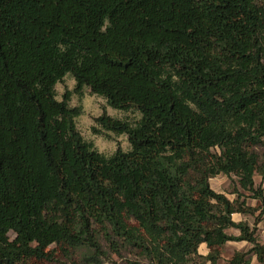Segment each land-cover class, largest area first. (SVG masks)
I'll use <instances>...</instances> for the list:
<instances>
[{
  "label": "trees",
  "instance_id": "1",
  "mask_svg": "<svg viewBox=\"0 0 264 264\" xmlns=\"http://www.w3.org/2000/svg\"><path fill=\"white\" fill-rule=\"evenodd\" d=\"M85 88L138 114L94 119L128 150L82 137ZM260 223L264 0H0V264H264Z\"/></svg>",
  "mask_w": 264,
  "mask_h": 264
},
{
  "label": "rangeland",
  "instance_id": "2",
  "mask_svg": "<svg viewBox=\"0 0 264 264\" xmlns=\"http://www.w3.org/2000/svg\"><path fill=\"white\" fill-rule=\"evenodd\" d=\"M75 86V82L73 78L70 75L65 76L62 83H58L55 86V90L57 93V99L61 100L62 95L66 92H73ZM70 105L72 107H80L81 108V115L76 118V126L79 130L82 137L92 142L95 148L105 154V155H111L115 149L119 146L124 151L129 149V144L127 141V137L125 135H115L113 133H107V136L95 134L92 131V128H99L97 124L94 122V119L98 117L103 111L106 112V114L110 117L117 118V119H128V120H136L138 118V114L136 112H122L117 111L112 108H110L106 101L98 97L96 95H93L90 93L88 89H83L81 94H72L70 96ZM231 180H235L234 177L231 179L228 178L225 175H218L214 178H211L209 180V184L212 190L215 192L225 194L229 199L235 198V195L232 194V183ZM254 181L256 185L260 183V178L258 176H255ZM246 195H248L246 193ZM247 204L250 206H256L257 202L255 200H252L248 198L246 200ZM246 221L250 224L253 223V218L251 216L245 217ZM260 231H259V240L264 241V223H261ZM234 232V231H233ZM237 245L230 244L225 247H222V252L224 254H230L233 252V249L236 248ZM123 258H134L133 253H127L122 252ZM56 258L57 262L54 263H46V264H72L71 262L65 260L63 257H60L59 252H56ZM113 260L117 264H125L123 258H118L115 255H112ZM76 262H79L78 257H74L73 259Z\"/></svg>",
  "mask_w": 264,
  "mask_h": 264
},
{
  "label": "crops",
  "instance_id": "3",
  "mask_svg": "<svg viewBox=\"0 0 264 264\" xmlns=\"http://www.w3.org/2000/svg\"><path fill=\"white\" fill-rule=\"evenodd\" d=\"M233 220L235 222H240V221H246L245 217L241 216V215H234L233 216ZM249 223V222H248ZM249 225H252L249 223ZM263 226L261 225V223L258 225V236H259V231H260V227ZM264 230V229H263ZM234 231V232H233ZM229 234L231 235H234V236H237L239 234V231L235 230V229H231L228 231ZM260 239V238H259ZM260 242L264 245V241H261ZM230 244H234V245H237L236 248L233 249V252L230 253V254H224V252H222V249H221V255H220V259L218 261V264H227L228 261L232 258L233 254L235 252H245L249 249V245L246 243V242H228L226 243L223 247L227 246V245H230ZM208 249L206 247V245L202 244L200 247H199V250H198V253L202 256H206L207 253H208ZM251 264H257V261H256V257H252L251 259Z\"/></svg>",
  "mask_w": 264,
  "mask_h": 264
}]
</instances>
